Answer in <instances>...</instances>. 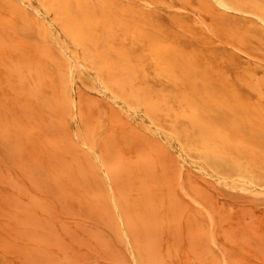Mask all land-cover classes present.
Wrapping results in <instances>:
<instances>
[{
	"label": "rangeland",
	"instance_id": "374dc122",
	"mask_svg": "<svg viewBox=\"0 0 264 264\" xmlns=\"http://www.w3.org/2000/svg\"><path fill=\"white\" fill-rule=\"evenodd\" d=\"M44 1L56 30L23 0H0V264H134L123 224L138 259L143 257L140 264H264V21L240 12L239 0H226L233 8L216 0ZM237 31L239 38L233 36ZM56 33L108 87V96L99 93L93 77L68 64ZM74 42L79 49L73 50ZM14 61L23 65L13 70ZM31 86L45 95L34 90L28 95ZM37 92L49 99L40 103ZM113 98H122L130 109L142 108L157 128L134 119ZM22 111L31 117H22ZM30 126L34 130L26 132ZM168 136L177 138L188 160L178 157ZM51 137L63 147L53 146ZM109 151L122 156L114 153L111 163ZM128 158L148 162L138 166ZM204 162L228 180L208 174ZM124 196L137 206L123 208L129 205ZM148 213L153 214L149 222ZM161 254L167 257L162 260Z\"/></svg>",
	"mask_w": 264,
	"mask_h": 264
},
{
	"label": "bare ground",
	"instance_id": "6f19581e",
	"mask_svg": "<svg viewBox=\"0 0 264 264\" xmlns=\"http://www.w3.org/2000/svg\"><path fill=\"white\" fill-rule=\"evenodd\" d=\"M24 2H26L27 4H29V5H31V6H33V7H35L36 9H37V11H39L40 12V14L41 15H43L49 22H50V24H51V26H52V29H54V30H56V27L53 25V22H52V18H51V13H50V11L47 9V6H46V3H45V1L44 0H23ZM83 1V0H82ZM128 1V0H127ZM131 1V0H130ZM182 1V0H181ZM217 2H219L221 5H223V7L225 6V7H228V8H233L229 3H227V1L226 0H216ZM240 1V8H242L241 10H240V12L241 11H246V12H248V13H250V15L251 14H254L255 16H257L259 19H261L262 21H264V2H262V0H239ZM105 2V1H104ZM162 2V1H161ZM262 2V3H261ZM116 3V2H115ZM21 4H23V2L21 3ZM26 5V4H25ZM84 5V4H83ZM215 5V4H214ZM89 6V5H88ZM83 7V6H82ZM81 7V8H82ZM215 7H217V6H215ZM74 8H77V7H74ZM80 8V9H81ZM84 8V7H83ZM181 8V7H180ZM218 8V7H217ZM238 8L239 7H237V10H238ZM248 8V9H247ZM27 9V8H26ZM89 9V8H88ZM183 9V8H182ZM84 10V9H83ZM185 10V9H184ZM187 10V9H186ZM238 10V11H239ZM21 12V11H20ZM25 11H23V13H24ZM71 12V11H70ZM86 12V11H85ZM103 12V11H102ZM219 12V11H218ZM223 11H221V13H222ZM38 13V12H37ZM76 14H77V12H76ZM89 14V13H88ZM104 14V13H103ZM31 15V14H30ZM38 15V14H37ZM84 15V14H83ZM90 15V14H89ZM96 15H98V14H96ZM22 16V15H21ZM80 16V15H79ZM196 16V15H195ZM27 17V16H26ZM256 17V18H257ZM22 17H20V19H21ZM84 18H87V17H84ZM89 18V17H88ZM98 18V17H97ZM155 18H156V16H155ZM27 19H28V17H27ZM123 19V18H122ZM38 20V19H37ZM88 21V20H87ZM138 21V20H137ZM142 21V20H141ZM156 21H157V19H156ZM205 21V24H206V20H204ZM255 21H257V20H255ZM259 21V20H258ZM89 22V21H88ZM151 22V21H150ZM223 23V22H222ZM256 23V22H255ZM23 24V23H22ZM145 24V23H144ZM224 24V23H223ZM29 25V24H28ZM157 26V25H156ZM38 27V26H37ZM45 27H46V25H45ZM258 27V26H257ZM28 28H31V27H28ZM46 28H48V27H46ZM262 30V29H260V28H257V30ZM21 30V29H20ZM160 30V29H159ZM231 30V29H230ZM259 32V31H258ZM34 33V32H33ZM49 33H51V32H49ZM71 33V32H70ZM260 33V32H259ZM21 34H23V33H21ZM46 34V33H45ZM52 34V33H51ZM174 34V33H173ZM235 35H233V36H235L236 38H239L240 37V31H237V33H234ZM56 35H57V37H58V40L60 41L59 43H60V45H59V47L61 46V48L63 49V53L61 54V55H64L65 56V58L67 59V61H68V64H69V62L73 65V67H76L77 69H81V73H87V74H89L90 75V78L91 77H93L94 78V80H95V83L96 84H94V86L96 85V86H98L99 87V89H97L98 91H99V93L101 92V91H103L107 96L110 94V90L108 89V87L106 86V85H104L101 81H100V79H99V77H98V75L82 60V59H80L79 58V55L77 56V55H75L72 51H71V49L67 46V43H66V40H65V38L62 36V34H57L56 33ZM216 36V35H215ZM252 36V35H251ZM263 37V36H262ZM72 38V37H71ZM31 39V38H30ZM51 39H53V38H51ZM50 39V40H51ZM259 40V39H258ZM33 41V40H32ZM47 41V40H46ZM48 42V41H47ZM75 44H74V46H73V50H77V49H79V47H80V43L79 42H74ZM219 43H221V42H219ZM253 43V42H252ZM259 43V42H258ZM72 44V43H71ZM223 44H224V42H223ZM226 45H228L227 43H225ZM231 44V43H230ZM254 44V43H253ZM231 46H232V44H231ZM234 48H235V46H233ZM242 47H243V45H242ZM244 48H248V47H244ZM238 49V48H237ZM255 50V49H254ZM62 51V50H61ZM258 51V50H257ZM243 52V51H242ZM77 53V52H76ZM244 53V52H243ZM256 53V52H255ZM248 55V54H247ZM12 58V57H11ZM20 58V57H19ZM206 58V57H205ZM253 58V57H252ZM25 60V59H24ZM260 60V59H259ZM28 61V64H29V60H27ZM264 61V60H263ZM16 61H14V68H15V66H22L23 64L21 63V62H16ZM208 62V61H207ZM18 63V65H16ZM23 63H27L26 61H24ZM187 63H188V61H187ZM27 64V65H28ZM10 66V65H9ZM29 66H30V64H29ZM191 66V65H190ZM214 66V65H213ZM24 67H25V64H24ZM35 67V71H38V73H39V70H37L38 69V67L35 65L34 66ZM79 67V68H78ZM9 68H12V67H9ZM14 68H12L13 70H17V68L18 67H16L15 69ZM70 69V68H69ZM74 70H76V69H74ZM213 70V69H212ZM70 71H72L71 73H73V70H70ZM17 72V71H16ZM75 72V71H74ZM76 72H78V71H76ZM250 72V71H249ZM18 73V72H17ZM41 73V72H40ZM43 73V72H42ZM8 74V73H7ZM76 74V73H75ZM191 74V73H190ZM248 74V73H247ZM252 74V73H251ZM74 75V74H73ZM193 75V74H192ZM198 75V74H197ZM250 75V74H249ZM8 76V75H7ZM49 75H47V77H48ZM71 76V75H70ZM77 76H79V75H77ZM82 76V75H81ZM252 76H254V75H252ZM262 76V75H261ZM263 76H264V74H263ZM18 78H19V76H17ZM74 78H75V76H73ZM193 77V76H192ZM208 76H206V78H207ZM259 77V76H258ZM33 78V77H32ZM74 78H72V79H74ZM93 78H91L92 79V81H94L93 80ZM209 78V77H208ZM207 78V79H208ZM37 79V78H36ZM71 79V78H70ZM72 79H71V84H73V82L74 81H72ZM77 79V78H76ZM192 79V78H191ZM258 79H260V78H258ZM262 79H264V78H262ZM35 80V79H34ZM38 80V79H37ZM41 80V79H40ZM75 80V79H74ZM242 80V79H241ZM255 80H257V79H255ZM18 81H20V83L19 84H21V83H23V79H21V78H19L18 79ZM243 81V80H242ZM254 81V80H253ZM31 83V82H30ZM82 83H83V81H82ZM254 83V82H253ZM258 82H256L255 84H257ZM264 83V82H263ZM86 84V83H85ZM259 84V83H258ZM258 84H257V86H258ZM32 85H34V84H32ZM56 85V84H55ZM84 85V84H83ZM89 86H90V84H88ZM35 86H36V84H35ZM35 86H31L32 87V89H30L29 91L30 92H32V93H28V95H32L33 94V92L34 91H40V90H36V89H33ZM45 86H47V87H49L48 85H45ZM51 86V85H50ZM87 88H89L87 85H85ZM261 86V85H260ZM260 86H258V88H257V90H259V92H261V90H260ZM252 87V86H251ZM94 88V87H93ZM90 89V88H89ZM91 89H92V87H91ZM254 89V88H253ZM21 91H24V89H20ZM34 90V91H33ZM93 90V89H92ZM96 90V89H95ZM101 90V91H100ZM254 90H256V89H254ZM263 90V89H262ZM16 91H19L18 89L16 90ZM36 93V95L34 94V96H35V98L36 97H40L39 96V93ZM143 92V91H142ZM144 92H146V91H144ZM143 92V93H144ZM259 92H258V94H259ZM22 93V92H21ZM40 93L42 94L43 93V96L45 95V93L41 90L40 91ZM113 93V92H112ZM52 94V93H51ZM101 94H103V93H101ZM105 94H104V96H105ZM261 94H264V93H261ZM18 95H20V94H18ZM50 95V94H49ZM146 95V94H145ZM219 95V94H218ZM48 96H45V97H40V103H42L43 101H47V99H49V98H47ZM52 97V96H51ZM72 98L71 99H73V96H71ZM111 97H113V95H111ZM115 97H118V95H115ZM120 97V96H119ZM188 98H189V96H187ZM41 98H47V99H44V100H42ZM260 98H262V96L260 97ZM259 98V99H260ZM112 99V98H111ZM113 99H115L114 100V102H116V101H118L119 102V107L121 108V106L129 113V115L131 114L133 117L135 116V118L134 119H137V117H140L141 119H143V120H145L148 124L147 125H150L152 128H157V126H155L154 125V123L152 122V120L148 117V116H146V114L145 113H143V111H141V109H138V108H140L139 106H135V107H137V109H130L126 104H125V102L123 101V100H121L122 98H113ZM227 99H229L228 97H227ZM42 100V101H41ZM230 100V99H229ZM73 101V100H72ZM257 101V100H256ZM50 102V101H49ZM118 102H117V104H118ZM19 103V102H18ZM73 104L75 103L74 101L72 102ZM43 104V103H42ZM228 104H230V103H228ZM8 105V104H7ZM12 105V104H11ZM19 105V104H18ZM257 105H259V104H257ZM74 106V105H73ZM262 106V105H261ZM264 106V105H263ZM10 107L11 106H9L8 105V107H6V108H9L10 109ZM20 107V106H19ZM38 107V106H37ZM42 108V107H41ZM119 108V110L121 111V109ZM31 109H32V106H31ZM33 110H35V109H33ZM125 110H122V111H125ZM143 110V109H142ZM12 110H10L9 112H11ZM32 111V110H31ZM30 111V112H31ZM39 111H41V110H39ZM118 111V110H117ZM23 112V115H22V117L24 116V114H26V115H28L27 114V112H25V111H22ZM25 112V113H24ZM45 112V111H44ZM106 112V111H105ZM188 112V111H187ZM32 113V112H31ZM99 113H101V110L99 111ZM19 114V113H18ZM21 114V113H20ZM33 114V113H32ZM77 114V113H76ZM124 114V113H123ZM13 115H15V113H13L12 115H11V117H13L14 118V116ZM17 115V114H16ZM25 115V116H26ZM40 115V114H39ZM51 115V114H50ZM108 115V114H107ZM119 115V114H118ZM125 115H127V113L125 114ZM29 116V118L31 117V115L29 114L28 115ZM137 116V117H136ZM264 116V115H263ZM1 117V116H0ZM11 117L9 118V119H11ZM20 117V116H19ZM74 117H75V115H74ZM74 117H73V119H74ZM24 118H27V117H24ZM219 118V117H218ZM28 119V118H27ZM140 119V120H141ZM2 120V119H1ZM30 120V119H29ZM36 120V119H35ZM100 120V119H99ZM220 120V119H219ZM238 120V119H237ZM3 121V120H2ZM52 121V120H51ZM144 121V122H145ZM11 122H12V120H11ZM44 122H49V121H44ZM53 122V121H52ZM60 122V121H59ZM99 122V121H98ZM100 122H101V120H100ZM144 122H142V124L144 123ZM50 123L51 122H49V125H50ZM55 123H52V125H50V127L51 126H53ZM248 124H251V123H249L248 122ZM10 125H12V124H10ZM20 125V124H19ZM19 125H17V126H19ZM128 125V124H127ZM144 125H146V124H144ZM13 126V125H12ZM55 126V125H54ZM149 126V127H150ZM6 127V126H5ZM4 127V128H5ZM33 128L34 127H36V126H32ZM57 127V126H56ZM115 127V126H114ZM142 127V126H141ZM147 127V126H146ZM146 127H144L143 129H145ZM37 128V127H36ZM103 128V127H102ZM152 128H150V129H152ZM155 128V129H156ZM29 129H31V126L29 127ZM29 129H27L26 130V132H29V133H31L32 132V130H34V129H31L30 131H29ZM41 129H42V127H41ZM44 129H45V127H44ZM44 129H42V130H44ZM74 129V131H75V128H73ZM130 129H132V128H130ZM160 129V128H159ZM40 130V129H39ZM154 130V129H153ZM152 130V131H153ZM45 131H47V129H45ZM45 131H43V132H45ZM49 131V130H48ZM47 131V132H48ZM51 131V130H50ZM49 131V132H50ZM64 131H66V130H64ZM112 131V130H111ZM146 131H149V130H146ZM152 131H149L150 133L152 132ZM155 131V130H154ZM158 131V130H157ZM162 131H163V129H162ZM114 134H115V132L114 131H112ZM139 132V131H138ZM142 132V131H141ZM140 132V133H141ZM160 130H159V133L158 134H160ZM15 133H17V132H15ZM76 132H74V134H75ZM82 133V132H81ZM81 133H80V135H81ZM100 133V132H99ZM111 133V132H110ZM133 133H136V131L135 132H133ZM146 133V132H145ZM144 133V134H145ZM152 133H154V132H152ZM151 133V134H152ZM168 133V132H167ZM166 133V134H167ZM38 135H39V133H37ZM114 134H111V136H110V138L114 135ZM137 134V133H136ZM147 134V133H146ZM155 134V133H154ZM157 134V133H156ZM25 136H26V134H24ZM29 135V134H28ZM32 135V134H31ZM45 136H46V134H44ZM47 135H49L48 133H47ZM53 135V134H52ZM76 136H78L77 134H75ZM133 135V134H132ZM163 135V134H162ZM167 135H169V133L167 134ZM166 135V136H167ZM170 135H172V133H170ZM51 136V135H50ZM60 136V135H59ZM92 136H93V134H92ZM121 136H122V134H121ZM138 136V135H137ZM147 136H149V135H147ZM147 136H143V137H146L147 138ZM159 136V135H158ZM166 136L164 137V136H162V139L163 138H166ZM259 136V135H258ZM261 136V135H260ZM40 137H41V135H40ZM46 137H48V136H46ZM81 137H83V134L81 135ZM81 137H79V138H81ZM98 137H99V135H98ZM102 137V136H101ZM124 137V136H123ZM14 138V137H13ZM27 138H29V137H27ZM34 137H32V139H33ZM51 138H54V139H52L53 141H49L50 143L51 142H53V146L55 145L54 143H56V145H58L59 147H63V146H60V144H64V142H59V140L57 141L55 138L56 137H51ZM50 138V139H51ZM84 138V137H83ZM83 138H81V140H83ZM116 137H114L113 139H115ZM130 138V137H129ZM140 138V137H139ZM151 138H153V137H151ZM244 138V137H243ZM261 138V137H260ZM31 139V138H30ZM30 139H27V140H30ZM36 139H38V138H36ZM141 139H142V137H141ZM148 139V138H147ZM147 139H145V140H147ZM167 143H168V141H169V145L171 144V146L173 145L177 150H178V153L180 154L178 157H180L181 156V158H183V159H189V156H188V154L184 151V149H183V147H181L180 145H179V143L177 142V138L175 139L173 136H168L167 137ZM237 139V138H236ZM239 139V138H238ZM241 139V138H240ZM262 139H263V137H262ZM21 140H23V139H21ZM34 140V139H33ZM47 140H49L48 138H47ZM112 140V139H111ZM116 140H117V138H116ZM116 140L115 141H113L112 143L113 144H115L114 142H116ZM143 140V139H142ZM144 140V141H145ZM155 140V139H154ZM128 141L130 142V139H128ZM148 141V140H147ZM150 141H152V140H150ZM164 141H165V139H164ZM14 142H17L16 141V137H15V141ZM19 142V141H18ZM17 142V143H18ZM29 142V141H28ZM32 142H35V141H32ZM76 142V141H75ZM20 143V142H19ZM18 143V144H19ZM41 143H43V142H41ZM57 143H59V144H57ZM74 143V142H73ZM86 143V142H85ZM97 143V142H96ZM107 144H109L108 142H106ZM111 143V142H110ZM111 143V144H112ZM148 143H149V141H148ZM48 144V143H47ZM76 144V143H75ZM125 144H127V143H125ZM22 144H20L19 146H21ZM55 145V146H56ZM68 146H70V144H67ZM77 145H80V141H79V143L77 144ZM76 145V146H77ZM85 145V144H84ZM18 146V147H19ZM50 146H52V144H50ZM52 146V147H53ZM108 146V145H107ZM106 146V147H107ZM65 147V146H64ZM71 147V146H70ZM92 147V146H91ZM115 147V146H114ZM150 147V146H149ZM20 148V147H19ZM53 148H55V147H53ZM53 148H51V149H53ZM85 149H86V147H84ZM116 148H118V147H115V149ZM154 148V147H153ZM56 149V148H55ZM67 149V152L69 151V149L67 148V147H65V150ZM150 149V148H149ZM175 149V151H177ZM54 150V149H53ZM62 150H64V148L62 149ZM72 150V149H71ZM75 149H73V151H74ZM138 150H140L141 151V149L139 148V149H136V152L138 151ZM146 150V149H145ZM21 151V150H20ZM49 151H52V150H49ZM61 151V150H60ZM92 151H93V149H92ZM91 151V152H92ZM115 151H117V150H115ZM120 151V150H119ZM147 151V150H146ZM145 151V152H146ZM54 152H57V150H55ZM88 152V151H87ZM110 153V159L112 158V156H113V154L115 153V152H112V151H109ZM52 153V152H51ZM95 153V152H94ZM151 153V152H150ZM177 153V154H178ZM62 154V153H61ZM65 154V153H64ZM96 154V153H95ZM98 154H99V152H98ZM112 154V155H111ZM115 154H117L116 155V157H114V158H117V157H121L122 156V153L121 154H118L117 152L115 153ZM114 154V155H115ZM141 155H142V153H140ZM66 155H67V153H66ZM118 155H120V156H118ZM21 156V155H20ZM19 156V157H20ZM96 156H99L100 157V155H97L96 154ZM96 156H94L93 158H95ZM147 157H148V155H146ZM35 157V156H34ZM52 157H53V155H52ZM51 157V158H52ZM61 158L62 156H58V158ZM66 157V156H65ZM131 157V156H130ZM33 158V157H32ZM63 158V157H62ZM67 158V157H66ZM97 158V157H96ZM101 158V157H100ZM114 158L113 159H111L112 160V162L111 163H115V161H114ZM139 157L137 156V159H138ZM140 158H142V160H144L145 159V157L143 158V156H140ZM148 158H151V157H148ZM199 158H201V157H199ZM21 159V158H20ZM27 159V158H26ZM26 159H23L24 161H27ZM80 159V158H79ZM98 159V158H97ZM124 159H126V158H124ZM129 159V158H128ZM127 159V160H128ZM137 159H135L134 158V160H132V159H129L130 161H132V162H134V163H137V162H139V160H137ZM152 159H154V158H152ZM36 160V159H35ZM44 160V159H43ZM62 160V159H61ZM61 160H58V161H61ZM135 160H137V161H135ZM148 160V159H147ZM123 161H126V160H123ZM129 161V162H130ZM146 161V160H145ZM186 161V160H185ZM199 161V160H198ZM19 162H21L22 163V161H19ZM39 162V161H38ZM64 162L66 163V160H64ZM99 162V161H98ZM101 162H102V160H101ZM100 162V163H101ZM148 162V161H147ZM147 162H144V163H146L147 164ZM153 162H155V161H153ZM189 162V161H188ZM194 162V161H193ZM20 163V164H21ZM53 163V162H52ZM110 163V164H111ZM120 163V162H119ZM118 162H116V164L118 165L119 164ZM122 163H124V162H122ZM131 163V162H130ZM141 163H143V162H141ZM140 163V164H141ZM144 163L142 164L143 166H144ZM149 163H151V162H149ZM200 163V162H199ZM19 164V163H18ZM54 164H56V161H55V163ZM70 164V163H69ZM103 164V163H102ZM138 164V163H137ZM140 164H138V166L140 165ZM145 164V165H146ZM154 164V163H153ZM158 164V163H157ZM24 164H21V166H23ZM64 165H67V164H64ZM126 165H128V162H127V164ZM150 165H152V164H150ZM160 165V164H159ZM192 165V164H191ZM196 165V164H195ZM205 167H204V170L206 171V172H208V174L209 173H211L212 175H214V176H216V178L217 177H219L220 179H222V180H224L225 182L228 180V179H226V178H224V177H222V175L221 176H219V173H214L211 169H210V167H208V165H206V162H204V164H203ZM51 166V165H50ZM114 166H116L115 164L114 165H112L111 167H113V169L115 168ZM118 166H120V165H118ZM135 166H137V165H135ZM180 166V165H179ZM183 166V165H182ZM198 166V165H197ZM196 166V167H197ZM52 167V166H51ZM55 167H57V165H55ZM76 167H78V166H76ZM101 167H102V165H101ZM104 167V166H103ZM103 167H102V169H103ZM124 167H125V165H124ZM128 166H126L125 167V169L127 168ZM153 167H155L154 165H153ZM199 167V166H198ZM197 167V168H198ZM200 167H202L201 165H200ZM27 168H29V167H26V169ZM122 168V167H121ZM152 168V167H151ZM183 168V167H182ZM30 169V168H29ZM28 169V170H29ZM36 169V168H35ZM52 169H54V168H52ZM52 169H51V171H52ZM88 169V168H87ZM118 170H120V167L119 168H117ZM129 169V168H128ZM201 169V168H200ZM45 170V169H44ZM55 170V169H54ZM86 170V169H85ZM132 170L134 171V169L132 168ZM137 170V169H136ZM140 169H138L137 171H139ZM182 170V169H181ZM199 170V169H198ZM204 170H203V172H204ZM56 172L57 171H59L58 169H56L55 170ZM105 171V170H104ZM136 171V172H137ZM141 171V170H140ZM139 171V172H140ZM144 171H146V170H144ZM60 172L61 173H64L62 170H60ZM67 172H69V171H67ZM67 172H65V173H67ZM90 172V171H89ZM162 172V171H161ZM200 172H202V171H200ZM28 173H30V172H28ZM60 173V174H61ZM126 173H127V171H126ZM180 173V172H179ZM27 174V173H26ZM34 174V172L32 173V175ZM52 174H54V173H52ZM121 174V173H120ZM154 175L156 174V173H153ZM180 174H182V173H180ZM31 175V176H32ZM57 175H59V173L57 174ZM92 175V174H91ZM138 175V174H137ZM147 175V172H145V176ZM30 176V175H29ZM28 177V178H33L35 175H33V177ZM54 177H53V179H56L55 178V175H53ZM151 177H152V175H150ZM166 176H169V175H166ZM211 176V175H210ZM213 176V177H214ZM231 176V175H230ZM106 177V176H105ZM119 177H121V176H119ZM118 177V178H119ZM135 177H136V175H135ZM140 177V175H138V178ZM142 177V176H141ZM158 177V176H157ZM170 177V176H169ZM168 177V178H169ZM212 177V176H211ZM235 177V176H234ZM238 177V176H237ZM242 177V176H241ZM241 177H240V179H241ZM36 178V177H35ZM109 178V177H108ZM117 177H115V179L114 180H116V179H118ZM128 179L127 180H129V179H131V178H129V177H127ZM167 178V179H168ZM203 178V177H202ZM231 178V177H230ZM154 179H155V181H157V179H156V176L154 177ZM171 179V178H170ZM204 179V178H203ZM7 180V179H6ZM10 180V179H9ZM9 180H8V182H9ZM30 180H32L33 181V179H30ZM36 179H34V182H37V180L35 181ZM68 180V179H67ZM84 180V179H83ZM110 180V179H109ZM122 180H126V179H122ZM126 180V181H127ZM143 180V179H142ZM145 180V179H144ZM180 180V179H179ZM219 180V179H218ZM232 180V179H231ZM55 181V180H54ZM57 181V180H56ZM62 181H64V180H62ZM62 181H61V183H62ZM124 181V183H128L127 185H129V186H131L130 184H129V182L127 181ZM146 181V180H145ZM145 181H144V183H145ZM154 181V182H155ZM183 181V180H182ZM207 181V180H206ZM210 181V180H209ZM239 181V180H238ZM31 182V181H30ZM140 182V181H139ZM164 182V181H163ZM166 182H167V180H166ZM170 182V181H169ZM178 182H180V181H178ZM221 182V181H220ZM240 182V181H239ZM241 182L242 183H249V184H253V185H255L254 183H253V181H251L249 178H242L241 179ZM10 183V186H11V181L9 182ZM15 183V182H14ZM39 183V182H38ZM56 183H59V182H56ZM90 183V182H89ZM98 183V182H97ZM168 183V182H167ZM172 183V181L170 182V184ZM181 183V182H180ZM183 183V182H182ZM32 184H34V183H32ZM36 184V183H35ZM34 184V185H35ZM48 184V183H47ZM60 184V183H59ZM58 184V185H59ZM99 184V183H98ZM145 184H151V183H149L148 181L145 183ZM163 184V183H162ZM38 185V184H37ZM109 185V184H108ZM154 185H157V184H155L154 183ZM164 185V184H163ZM180 185H182V184H179V186ZM13 186V185H12ZM38 186H40V185H38ZM44 186V185H43ZM53 186V185H52ZM100 186V185H99ZM117 186V185H116ZM258 186V185H257ZM260 186V185H259ZM262 186H264V185H262ZM16 187V186H15ZM109 187V186H108ZM110 187H111V185H110ZM149 187V186H148ZM261 187V186H260ZM100 188H102V187H100ZM122 188H124V191L126 190V191H130L129 189H126L125 187H122ZM133 187H131V189H132ZM149 188H151V187H149ZM117 189H120V187L118 186L117 187ZM182 189H184V188H182ZM186 189V188H185ZM112 190V189H111ZM165 190V189H164ZM174 190H176V189H174ZM173 190V191H174ZM20 191H22L21 189H20ZM26 191V190H25ZM69 191V190H68ZM85 191H87V190H85ZM93 191H96V192H98L97 190H93ZM120 191V190H119ZM133 191V190H132ZM136 192H137V190H135ZM13 192H15V191H13ZM70 192V191H69ZM113 192V191H112ZM121 192V191H120ZM174 192H176V191H174ZM185 192V191H184ZM16 193V192H15ZM14 193V194H15ZM18 193H19V190H18ZM18 193H17V195H18ZM25 193V192H24ZM74 193V192H73ZM121 193H123V192H121ZM182 193H183V191H182ZM8 194V193H7ZM13 194V195H14ZM26 195L28 194V193H25ZM111 194V193H110ZM141 193H139V195H140ZM176 195H177V193H175ZM2 195H4V194H2ZM95 195H97L95 192H94V196ZM125 195V194H124ZM127 195H128V193H127ZM183 195H185L184 193H183ZM188 195V194H187ZM28 196V195H27ZM94 196H92V197H94ZM100 196V195H99ZM179 196V195H178ZM186 196V195H185ZM19 197V196H18ZM114 197V196H113ZM138 197V196H137ZM147 197V196H140L139 198H140V200H142L143 201V199H145V198ZM20 198V197H19ZM105 198V197H104ZM112 198V197H111ZM124 198H125V196H124ZM136 198V196H134L133 197V199H135ZM177 198H179V197H177ZM21 199V198H20ZM100 199V198H99ZM105 199H107V198H105ZM115 199V198H114ZM126 200H128V201H131V200H129V199H127V198H125ZM22 200V199H21ZM96 200V199H95ZM125 200V201H126ZM137 200V199H136ZM140 200H137V201H140ZM194 200V199H193ZM192 200V201H193ZM1 201H3V200H1ZM105 202H106V200H104ZM127 201V203L129 204L128 206L127 205H125V207H123V208H127V207H129L130 206V204L132 203V201L134 202L135 200H132L131 202H128ZM141 201V202H142ZM97 202V201H96ZM105 202H103V203H105ZM145 202H146V199H145ZM195 202V201H194ZM112 203H113V201H112ZM124 203H126V202H124ZM143 203V202H142ZM96 204V203H95ZM115 204H117V203H115ZM136 204V205H135ZM135 204H133L132 203V205H135V207L137 206V203H135ZM199 204H201V203H199ZM198 204V205H199ZM114 205V204H113ZM171 205V204H170ZM169 205V206H170ZM140 206V205H139ZM144 206H147V204H145L144 203ZM165 207V206H164ZM202 207V206H201ZM146 208V207H145ZM148 208V207H147ZM149 209V208H148ZM168 209V208H167ZM172 209V208H171ZM205 209V208H204ZM203 209V210H204ZM114 210H115V208H114ZM127 210V209H126ZM126 210H125V212H126ZM169 210V209H168ZM188 210V209H187ZM105 211H107V209L105 210ZM116 211H118V214H119V216L121 217V212H120V210H119V207H118V205H117V210ZM137 211V210H136ZM151 211V210H150ZM178 211V210H177ZM189 211V210H188ZM92 213L94 212V211H91ZM145 212H146V210H145ZM206 212H208V211H206ZM99 213H100V211H99ZM106 213V212H105ZM113 213V212H112ZM127 213H132V212H128L127 211ZM127 213H125V216L127 217ZM144 213V212H143ZM186 213V212H185ZM103 214V213H102ZM117 214V213H116ZM133 214H135V213H133ZM151 214V213H150ZM149 213L147 214V217H146V219H148V215H150ZM209 214V213H208ZM211 214V213H210ZM90 215V214H89ZM136 215H138L137 213H136ZM153 214H151V216H152ZM195 215V214H194ZM100 216V215H99ZM118 216V217H119ZM131 216V215H130ZM137 218V217H136ZM149 218L150 219H148L147 221L149 222V221H152V219H151V217L149 216ZM121 219H122V217H121ZM142 219H143V215H142ZM120 220V219H119ZM140 220V219H139ZM155 220V222L157 221L156 219H154ZM209 220H211L210 218H209ZM112 221V220H111ZM121 221V220H120ZM146 221V220H145ZM194 221V220H193ZM99 222V221H98ZM106 223V222H105ZM122 223H123V220H122ZM126 223V225H128L127 224V222H125ZM136 223V222H135ZM145 223V222H144ZM107 224V223H106ZM148 224V223H147ZM151 224H153V223H150V226H151ZM155 224V223H154ZM210 224H211V222H210ZM122 225V224H121ZM138 225V224H137ZM158 225H160V223L158 224ZM158 225H155V226H158ZM135 226V225H134ZM141 226H142V224H141ZM162 226V225H161ZM211 226V225H210ZM110 227V226H109ZM127 226H125L124 224H123V227H122V231H123V234H124V237H125V239H126V243L125 244H127V247H126V249H128L127 251H129L130 252V255H131V257L134 259V264L136 263V264H140V262H141V260H142V263H144L143 262V257L141 258V260H139L138 259V256H137V253H136V251H135V248H134V246H133V243H132V240H131V237H130V234H129V232H128V230H127V228H126ZM136 227V229H137V227L138 226H135ZM144 227V226H143ZM212 228H213V225L211 226ZM211 227H210V229H211ZM157 228H159V227H156L155 229H157ZM161 228H164L163 226L162 227H160L158 230H160ZM194 228H195V226H194ZM129 229H133V228H129ZM154 229V230H155ZM111 230H112V228H111ZM145 230V229H144ZM147 230H148V228H147ZM162 230V229H161ZM197 230V229H196ZM132 231V230H131ZM139 231V230H138ZM212 230H210V233H212L211 232ZM136 232V231H135ZM196 232V231H195ZM202 232V231H201ZM149 233H152V231H148V234ZM191 233H193V232H191ZM221 233V232H220ZM136 234H137V232H136ZM135 234V235H136ZM154 234V233H153ZM202 234V233H201ZM213 234V233H212ZM218 234V233H217ZM157 235V234H156ZM172 235H174V234H172ZM191 235V234H190ZM189 235V236H190ZM145 236V235H144ZM178 236V235H177ZM181 236V235H180ZM185 236V235H184ZM191 236H193V235H191ZM150 237H155V236H153V235H151L150 234ZM149 237V238H150ZM198 237V236H197ZM201 237V236H200ZM139 238V237H138ZM138 238H135V240L136 239H138ZM157 238H158V236H157ZM157 238H155V239H157ZM175 238V237H174ZM179 238V237H178ZM193 238V240H194V237H192ZM192 238H190L191 240H192ZM206 238V237H205ZM189 239V238H188ZM210 239H212V238H210ZM137 241V240H136ZM140 241V240H139ZM145 241V240H144ZM160 241V240H159ZM141 242V241H140ZM145 242H147V241H145ZM151 242L152 241H149V243L151 244ZM211 242H212V240H211ZM157 243H158V241H157ZM143 244V243H142ZM149 244V245H150ZM153 244V243H152ZM159 244V243H158ZM157 244V245H158ZM216 244V243H215ZM149 245L147 246V244L145 245L146 247H149ZM191 245H195L194 243L193 244H191ZM213 245V244H212ZM217 246V245H216ZM152 248H153V246H151ZM157 247H159V246H157ZM156 247V248H157ZM202 247V246H201ZM206 248H207V246H205ZM137 248V247H136ZM140 248V247H139ZM160 248V247H159ZM192 248V247H191ZM212 248V247H211ZM142 249V248H141ZM150 248H146V249H144V250H148V251H150L149 250ZM218 249H219V247H218ZM154 250H156V251H159V249L157 248V249H154ZM162 250V249H161ZM210 250V249H209ZM230 250V249H229ZM138 251V250H137ZM187 251H189V249L187 250ZM198 251V250H197ZM118 252V251H117ZM163 252V251H162ZM164 252H166V251H164ZM183 252H184V250H183ZM190 252V251H189ZM191 254H195L194 252L192 253V252H190ZM201 253V252H200ZM209 253V252H208ZM207 253V254H208ZM139 254V253H138ZM148 254V253H147ZM160 254V253H159ZM163 254V253H162ZM161 254V255H162ZM184 254H185V252H184ZM150 255H152V254H150ZM164 255V254H163ZM162 255V256H163ZM182 255H183V253H182ZM141 256H145L146 257V255H141ZM204 256V255H203ZM205 256H207V255H205ZM167 257V256H166ZM165 257V258H166ZM184 257V256H183ZM164 258V256H163V259L162 260H164L165 259ZM194 258V257H193ZM223 258H224V256H223ZM148 259L149 258H146V260H147V262H148ZM154 261L153 262H161V260L160 259H157V260H160V261H155V259H153ZM140 261V262H139ZM204 261V260H203ZM223 261H225V259L223 260ZM149 262H150V260H149ZM180 263H182V262H180ZM150 264H152V262H150ZM158 264H160V263H158ZM169 264V263H168ZM205 264H207V263H205ZM224 264H225V262H224Z\"/></svg>",
	"mask_w": 264,
	"mask_h": 264
}]
</instances>
